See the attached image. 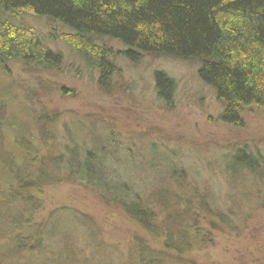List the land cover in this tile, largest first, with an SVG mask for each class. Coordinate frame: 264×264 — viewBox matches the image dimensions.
Wrapping results in <instances>:
<instances>
[{
	"label": "rangeland",
	"instance_id": "obj_1",
	"mask_svg": "<svg viewBox=\"0 0 264 264\" xmlns=\"http://www.w3.org/2000/svg\"><path fill=\"white\" fill-rule=\"evenodd\" d=\"M32 23L52 39L50 48L62 54L63 64L53 72L14 63L0 68L3 154L8 153L10 161L17 164L11 153L15 144L9 142L20 134L12 131L21 128L25 134L24 139L19 138L26 142L32 159L60 153L67 143L70 151L63 158L65 166L73 165V171L78 169L89 178L94 174L96 184L112 187V182H105L106 178L97 173L95 158H79L72 146L75 143L96 156L104 148L103 141L108 140L115 147V161L107 160L106 173L122 176L142 199L166 179L174 182L181 178L180 171H184L201 191L209 189L211 197L207 201L216 198L222 204L220 208L239 207L234 210L237 216H233L235 225L231 228L218 218L208 217L212 229L206 219L199 218L198 229L202 235L208 233L207 244L183 259L194 264H264V111L246 110L242 128L223 123L219 119L221 105L214 92L198 79L195 66L169 58L144 55L135 63L118 58L111 84L103 90L97 83V70H87L58 40L57 27L40 19ZM108 44L114 51L122 50L117 42ZM158 72L174 84L173 90L167 83L162 85L161 100L155 91ZM239 149L259 159L249 174H236L242 164L232 158ZM56 164L61 163L49 162L45 171L35 173L50 180L49 184L26 189L36 200L26 221L32 226L50 225L55 219L51 213L56 211L62 222L65 220V228L73 232L75 246L66 251L59 238L53 240L45 233L41 249L36 239L31 240L33 249L28 253L25 249L6 251L5 260L51 264L50 260H63L61 256L70 257L77 250V259L84 258L91 264H120L138 260L139 245L148 246L147 254L164 253L161 238L145 233L121 210L103 204L90 189L70 181H54ZM74 212L88 221L87 228L73 224ZM7 235L12 236L8 230L5 237L0 234V245Z\"/></svg>",
	"mask_w": 264,
	"mask_h": 264
},
{
	"label": "trees",
	"instance_id": "obj_2",
	"mask_svg": "<svg viewBox=\"0 0 264 264\" xmlns=\"http://www.w3.org/2000/svg\"><path fill=\"white\" fill-rule=\"evenodd\" d=\"M35 19L59 29L58 40L72 50L87 70H97V83L103 90L111 84L118 58L135 63L146 55L195 66L198 79L214 92L221 105L219 119L225 124L242 128L246 110L264 111V0H0L1 69L11 63L32 65L44 72L60 69L63 56L53 52L52 39L37 30L32 23ZM108 42L119 43L122 50L114 51ZM155 78L156 96L161 100L162 85L167 83L173 90V80L160 72ZM2 124L0 120V129ZM12 133H20L9 142L15 144L16 149L11 153L18 159V166L0 148V234L5 237L8 230L12 235H7L0 245L3 247L0 264H30L28 260L11 263L12 260L5 259L11 251L25 249L28 253L35 239L37 248L41 249L40 241L45 233L53 240L59 238L66 251L75 246L73 232L65 228V220L62 222L56 211L51 213L55 219L50 225L32 226L26 221L36 201L26 189H40L39 186L51 182L36 177V172L45 171L49 162L61 163L55 165L54 181H70L90 189L103 204L121 210L145 233L163 240L164 253L147 254L148 246L139 245L138 260L120 264H194L193 260L183 257L202 250L207 244L208 233L202 235L198 229L199 218L206 219L212 229L214 226L208 217L218 218L228 228L235 225L234 210L239 206L225 209L220 208L219 199L207 201L211 197L209 189L201 191L183 170L179 180L166 179L159 183L161 187L156 185L154 193L142 199L122 176L106 173L107 160L115 161V147L108 144L110 141H103L101 145L105 149L96 156L75 143L72 146L79 158H95L97 173L106 178L105 182H112V187L96 184L94 174L89 178L78 169L73 171V165L65 166L63 158L70 151L69 144H64L60 153L32 159L26 142L21 141L25 132L20 128ZM232 160L242 164L236 174H249L259 162L258 157L244 149L237 150ZM79 216V213L72 214L73 224L87 228L88 221ZM70 254V257L61 256L63 260L49 262L91 264L84 258L77 259V250Z\"/></svg>",
	"mask_w": 264,
	"mask_h": 264
}]
</instances>
